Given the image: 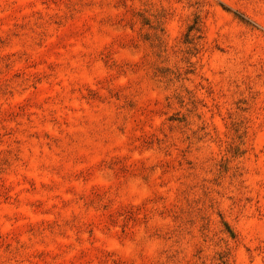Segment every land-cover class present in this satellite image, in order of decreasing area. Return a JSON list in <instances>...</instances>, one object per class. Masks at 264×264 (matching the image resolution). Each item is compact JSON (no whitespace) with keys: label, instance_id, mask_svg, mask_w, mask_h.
I'll list each match as a JSON object with an SVG mask.
<instances>
[{"label":"rangeland","instance_id":"obj_1","mask_svg":"<svg viewBox=\"0 0 264 264\" xmlns=\"http://www.w3.org/2000/svg\"><path fill=\"white\" fill-rule=\"evenodd\" d=\"M0 264H264V0H0Z\"/></svg>","mask_w":264,"mask_h":264}]
</instances>
